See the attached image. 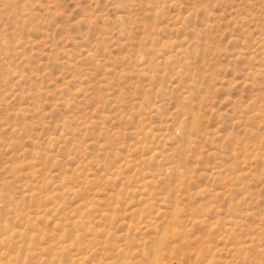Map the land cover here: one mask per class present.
I'll return each mask as SVG.
<instances>
[{
    "label": "rangeland",
    "instance_id": "rangeland-1",
    "mask_svg": "<svg viewBox=\"0 0 264 264\" xmlns=\"http://www.w3.org/2000/svg\"><path fill=\"white\" fill-rule=\"evenodd\" d=\"M0 264H264V0H0Z\"/></svg>",
    "mask_w": 264,
    "mask_h": 264
}]
</instances>
